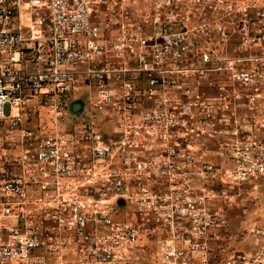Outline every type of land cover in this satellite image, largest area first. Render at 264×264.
Returning a JSON list of instances; mask_svg holds the SVG:
<instances>
[{
	"label": "built area",
	"instance_id": "built-area-1",
	"mask_svg": "<svg viewBox=\"0 0 264 264\" xmlns=\"http://www.w3.org/2000/svg\"><path fill=\"white\" fill-rule=\"evenodd\" d=\"M260 184L264 0H0V264H264Z\"/></svg>",
	"mask_w": 264,
	"mask_h": 264
},
{
	"label": "rangeland",
	"instance_id": "rangeland-1",
	"mask_svg": "<svg viewBox=\"0 0 264 264\" xmlns=\"http://www.w3.org/2000/svg\"><path fill=\"white\" fill-rule=\"evenodd\" d=\"M7 107L4 108V114L7 115ZM257 193L259 194V196L257 194H243L240 195L236 201L234 202L235 204L232 205V207L230 208L231 211V215H230V219L231 220H239V213L241 211V208H246L249 210V213L256 207V198L259 199L260 197L264 196V184H260L257 188ZM249 198V199H248ZM255 199V200H254Z\"/></svg>",
	"mask_w": 264,
	"mask_h": 264
},
{
	"label": "water",
	"instance_id": "water-1",
	"mask_svg": "<svg viewBox=\"0 0 264 264\" xmlns=\"http://www.w3.org/2000/svg\"><path fill=\"white\" fill-rule=\"evenodd\" d=\"M79 109H80V103L79 102L72 104L70 107V111L72 113H76Z\"/></svg>",
	"mask_w": 264,
	"mask_h": 264
}]
</instances>
